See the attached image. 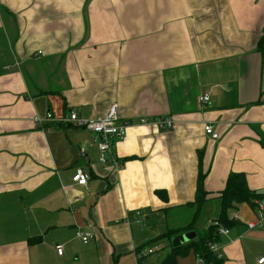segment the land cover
<instances>
[{"label": "crops", "instance_id": "obj_1", "mask_svg": "<svg viewBox=\"0 0 264 264\" xmlns=\"http://www.w3.org/2000/svg\"><path fill=\"white\" fill-rule=\"evenodd\" d=\"M114 102L132 124L109 163L94 133L34 121L94 118ZM160 116L175 126L141 122ZM262 139L264 0H0V264H136L150 244L160 247L151 262L200 264L189 243L219 217L229 174L264 193ZM79 168L86 186L72 179ZM200 173L207 201L196 236L177 247L163 235L194 217L167 219L196 217ZM257 210L229 212L222 257L204 264H260L264 223L248 226Z\"/></svg>", "mask_w": 264, "mask_h": 264}, {"label": "built area", "instance_id": "obj_2", "mask_svg": "<svg viewBox=\"0 0 264 264\" xmlns=\"http://www.w3.org/2000/svg\"><path fill=\"white\" fill-rule=\"evenodd\" d=\"M200 101L204 104L209 103L210 94L205 92L201 97ZM50 120H58L61 123H71L79 128L86 129L95 134V141L98 143L99 147V160L102 163H109L113 160V151L116 147L118 141L125 139L127 136L128 128L132 124L128 120H123L119 113V104L114 102L110 105L107 112L103 115L94 118L82 117L75 110L70 111L68 117H62L56 119L52 112H48L45 117L39 115L34 116V121L39 124H45ZM141 122L144 124H152L163 129H172L175 126V121L171 117L160 116L153 120L142 118ZM206 134L210 135L213 139H218L220 137L219 133L216 131L215 126L211 123L205 125ZM73 181L78 185L86 186L89 181V174L83 169L79 168L77 172L72 177ZM138 214H140L138 212ZM238 218V214L234 215V219ZM139 221L141 219L139 218ZM264 223V209L259 206L257 210L256 220L249 222L248 226L250 228L261 227ZM230 229L224 226H219L218 235H228ZM78 236L84 241L88 242L94 238V234L91 232H86L78 229ZM219 243H212L210 249L220 258L222 254L219 253ZM56 249L59 254H63L64 247L61 244L56 245ZM160 247L156 244L146 245L141 247L137 252V263L136 264H160L149 261V257L157 251ZM205 260L199 258V263L204 264ZM258 262L264 264V256L261 257Z\"/></svg>", "mask_w": 264, "mask_h": 264}, {"label": "trees", "instance_id": "obj_3", "mask_svg": "<svg viewBox=\"0 0 264 264\" xmlns=\"http://www.w3.org/2000/svg\"><path fill=\"white\" fill-rule=\"evenodd\" d=\"M261 143L264 146V139L261 140ZM204 178L205 175L200 173L196 199L193 203H191L192 205L197 206L196 217L194 216V219L185 227L179 230L172 229L168 231L165 235H163L164 237L172 238V236H175L179 232L195 230L196 218L206 203L208 196V192L204 187ZM220 198L222 209L219 217L215 219L206 230L198 233V240L193 239L189 243V247L196 249L201 258L212 262H215L218 256L210 249V245L212 243H218L220 240V236L217 233L219 226L229 228L234 224V221L229 217V212L231 210H235L238 205L242 203L251 204V206L257 207L258 209L260 206L259 202L264 198V193L251 189L244 173L231 172L228 176L226 187L221 192ZM183 250H185V248ZM181 252L186 253L185 251Z\"/></svg>", "mask_w": 264, "mask_h": 264}, {"label": "rangeland", "instance_id": "obj_4", "mask_svg": "<svg viewBox=\"0 0 264 264\" xmlns=\"http://www.w3.org/2000/svg\"><path fill=\"white\" fill-rule=\"evenodd\" d=\"M180 211H181V215L178 217V219H176V220L174 218L171 220L167 219L169 227L171 226L172 228H177L179 226H184V225L188 224L193 219L196 209L185 208V209H182ZM176 212H178V210L172 211L173 215H175ZM207 222H208L207 218H205L204 216L201 215L199 222L197 224V227H199L200 229H203ZM163 226H164L163 221H160L157 225H155V228H156V230L160 229L161 231L166 230V228ZM259 229L260 228H257L256 231H260ZM184 233H187V232H184ZM179 235L180 234H178L177 236H179ZM177 236L176 235L172 236L171 240L170 239L168 240V243L172 244L173 239L176 238ZM159 251H157V253Z\"/></svg>", "mask_w": 264, "mask_h": 264}, {"label": "water", "instance_id": "obj_5", "mask_svg": "<svg viewBox=\"0 0 264 264\" xmlns=\"http://www.w3.org/2000/svg\"><path fill=\"white\" fill-rule=\"evenodd\" d=\"M195 236H196V232L194 231H188L187 233H182L173 239V245L178 246L186 241L193 239Z\"/></svg>", "mask_w": 264, "mask_h": 264}]
</instances>
